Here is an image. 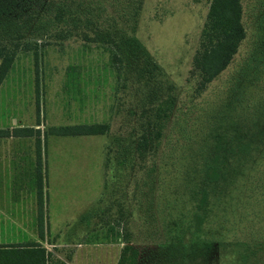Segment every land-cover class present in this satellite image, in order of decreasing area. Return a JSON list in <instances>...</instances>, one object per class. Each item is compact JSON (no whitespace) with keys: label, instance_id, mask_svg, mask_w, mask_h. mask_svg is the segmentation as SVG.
<instances>
[{"label":"rangeland","instance_id":"obj_1","mask_svg":"<svg viewBox=\"0 0 264 264\" xmlns=\"http://www.w3.org/2000/svg\"><path fill=\"white\" fill-rule=\"evenodd\" d=\"M209 3L140 0L109 44L0 32L8 51L17 44L0 82V144L34 147L3 184L21 192L0 201V246L45 245V264H117L126 241L135 264L247 263V233L264 229V0L241 1L244 37L198 92L189 73ZM82 123L107 129L49 134ZM196 148L230 163L218 183L185 176ZM220 225L228 239L215 250Z\"/></svg>","mask_w":264,"mask_h":264},{"label":"trees","instance_id":"obj_2","mask_svg":"<svg viewBox=\"0 0 264 264\" xmlns=\"http://www.w3.org/2000/svg\"><path fill=\"white\" fill-rule=\"evenodd\" d=\"M241 1L210 0L189 73L193 79H198V92L226 68L244 37ZM139 8L140 0H0V32L9 33L13 39H21L24 34L35 37L54 35L58 39L74 35L98 45L109 44L124 35L119 24L126 22L130 13L135 18ZM13 45V49L8 51L0 43V82L13 61L17 44ZM106 129L107 125L103 123H82L51 127L49 134L95 135L104 133ZM156 137L157 135L150 138L149 142L152 143ZM147 138H143L142 142L146 144ZM248 146L249 143L245 142L238 149L245 152ZM193 153H186L190 171L185 169V176L192 181L197 179L203 185L218 183L230 163L220 162L219 152L211 158L202 154L198 148ZM186 185L187 183L184 184ZM37 190L38 219L41 222L40 182ZM206 202L207 190L202 187L199 206H205ZM193 219L194 226L198 229L201 217L194 215ZM220 229L221 225L213 230L215 235L221 237L216 242L218 245L215 250L228 239V228L223 227L222 230L227 231L225 233ZM232 239L235 238L232 236ZM247 239L252 247L245 257L246 264H264V229L255 228L249 231ZM127 242L120 250L117 264H135V251ZM46 260L47 254L38 244L0 246V264H45Z\"/></svg>","mask_w":264,"mask_h":264},{"label":"crops","instance_id":"obj_3","mask_svg":"<svg viewBox=\"0 0 264 264\" xmlns=\"http://www.w3.org/2000/svg\"><path fill=\"white\" fill-rule=\"evenodd\" d=\"M34 147L32 146H20V145H9V144H0V199L1 196H4L3 200L0 201H6V200H12V199H17L14 198L12 196V194H16L17 190H13L11 187H7V186H3V184L9 180L10 183L13 182L15 177H19L21 175V164H23V162H29L31 159V156H27L23 153L29 152L31 153L33 151ZM31 190V189H30ZM21 191L18 190L17 193H20ZM30 195V193H29ZM31 196L34 197V193H31ZM38 199V196H37ZM36 200V229L38 232V237L39 239L42 240V238L44 237L43 233H45L46 229L45 227L43 228V221H42V203H41V222H39V215H38V204H37ZM32 208V207H31ZM31 210V209H30ZM47 219H48V224L50 227V222H49V218L47 215ZM23 227V225H22ZM20 227V232L22 233H27L29 232V234H33V229L30 228L28 230L25 228ZM21 245V244H19ZM40 247H42L45 251V253L48 255V248L45 245H40L38 244Z\"/></svg>","mask_w":264,"mask_h":264}]
</instances>
